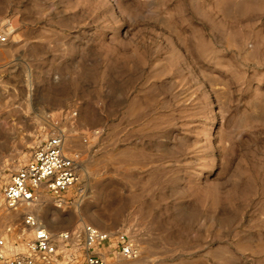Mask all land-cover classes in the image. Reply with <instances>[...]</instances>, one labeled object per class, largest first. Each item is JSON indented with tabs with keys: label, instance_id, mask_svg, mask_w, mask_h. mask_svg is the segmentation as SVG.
Wrapping results in <instances>:
<instances>
[{
	"label": "rangeland",
	"instance_id": "obj_1",
	"mask_svg": "<svg viewBox=\"0 0 264 264\" xmlns=\"http://www.w3.org/2000/svg\"><path fill=\"white\" fill-rule=\"evenodd\" d=\"M0 20V207L49 136L80 177L0 236L33 215L124 233L138 257L107 264H264V0H0Z\"/></svg>",
	"mask_w": 264,
	"mask_h": 264
},
{
	"label": "built area",
	"instance_id": "obj_2",
	"mask_svg": "<svg viewBox=\"0 0 264 264\" xmlns=\"http://www.w3.org/2000/svg\"><path fill=\"white\" fill-rule=\"evenodd\" d=\"M5 28L0 20V44L8 41ZM79 182L78 165L65 153L63 137L49 136L11 173L2 187L3 207L17 210L34 203L43 193L59 205L66 204ZM5 229L0 236V264H107L110 256L131 260L139 255L124 233L103 231L90 224L52 233L33 215H26L22 229Z\"/></svg>",
	"mask_w": 264,
	"mask_h": 264
},
{
	"label": "bare ground",
	"instance_id": "obj_3",
	"mask_svg": "<svg viewBox=\"0 0 264 264\" xmlns=\"http://www.w3.org/2000/svg\"><path fill=\"white\" fill-rule=\"evenodd\" d=\"M74 148H75V146L68 145V144L65 143L64 151H65V153H67V155H69L70 157H73L72 154H71V151H73ZM24 210H25V208L23 206H21L17 210L10 211V212L0 211V221H2V222L3 221H11L14 218H17L19 215H21ZM30 210H32V208ZM27 211L29 212V210H27ZM31 212H33V211H31ZM121 264H125V263H121Z\"/></svg>",
	"mask_w": 264,
	"mask_h": 264
}]
</instances>
